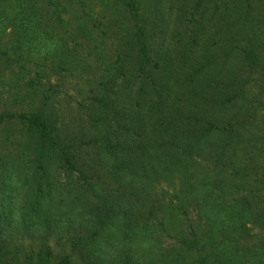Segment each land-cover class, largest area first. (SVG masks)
Here are the masks:
<instances>
[{
	"label": "trees",
	"instance_id": "16d2710c",
	"mask_svg": "<svg viewBox=\"0 0 264 264\" xmlns=\"http://www.w3.org/2000/svg\"><path fill=\"white\" fill-rule=\"evenodd\" d=\"M115 1L121 41L74 127L47 96L0 113L20 126L0 158V264H264V197L253 192L264 189V127L244 123L253 98L238 72L256 70L264 97V0H176L173 23L158 1L149 13L143 0ZM12 33L0 71L40 44L34 0H0V40ZM60 49L57 67L71 53ZM206 154L212 172L197 159ZM163 180L171 192L155 193Z\"/></svg>",
	"mask_w": 264,
	"mask_h": 264
},
{
	"label": "rangeland",
	"instance_id": "374dc122",
	"mask_svg": "<svg viewBox=\"0 0 264 264\" xmlns=\"http://www.w3.org/2000/svg\"><path fill=\"white\" fill-rule=\"evenodd\" d=\"M58 1L62 4L60 5L61 10L56 8L54 4H48L47 0H34V4L39 9L40 19L43 22L44 33L41 34V41L37 47L28 52L26 49L20 50L22 56L20 62L5 71H0V113L9 111L15 114L25 111L29 106L38 105L42 101V96H47L49 102L52 103V108L64 118L67 127L71 128L75 126V120L78 116L83 114L81 107L87 103L88 94L90 95L91 90L97 85L102 64L114 58L126 24L121 18L122 13L117 11L119 8L115 0L110 2H108L109 0ZM143 1L142 6L145 8L140 9V12L146 9V12L149 13L158 1L159 7L165 8L163 12L168 22L173 23L177 8L173 6L170 10L169 4L176 0ZM211 1L222 9L224 4L231 6L232 0ZM256 1L260 6L259 0ZM154 12L156 11L154 10ZM252 16V23L258 27L259 23L255 22L254 13H252ZM188 20V17H186V22ZM82 27L86 28L89 33H85ZM257 27H253L254 30ZM248 34L252 41L257 39L252 33L248 32ZM13 36L14 33L2 38L0 46L8 48ZM217 36L221 40L220 43H227L223 33ZM60 46H64L67 52L70 51L71 53L69 56L66 55L62 66L57 67L55 62H57L56 59L60 55V50H62ZM74 54L79 58L82 56L84 62L81 63L72 58ZM231 62L235 67V61L232 58ZM238 72L242 74V79L248 78L249 82L245 91L248 98H253L252 103H249V101L245 105L252 115L245 118L244 123L246 126L249 125V130L257 133L260 127H264V97L258 95L256 89L258 84V79L256 81L257 72L246 68L242 64L239 65ZM248 72H251V74ZM30 80H35L36 83L32 84ZM33 89L37 93L35 96L31 95ZM19 128L20 126L10 122L0 124V158H6L10 152L12 140L14 136L18 135ZM7 136H9V139H7ZM197 159L202 160L203 172H212V168L209 170L210 165L212 167V160L209 159L208 154L197 157ZM251 178V175L244 177L250 183L249 179ZM174 182L178 184L177 180H174ZM172 187V184H169L167 180H163L160 185L155 186V193H159L160 190H166L170 193ZM253 187H259L258 191L254 190L253 192L256 196L263 198L264 189L256 184ZM167 197L165 196V198ZM193 210V208H188L189 212H193ZM55 238L51 237L49 241L51 245H54V250L67 248L68 243L61 242L59 238L53 242ZM165 240L163 245L168 246L169 244ZM24 242L26 245L28 244L27 240H24ZM57 242L59 244L55 246Z\"/></svg>",
	"mask_w": 264,
	"mask_h": 264
}]
</instances>
